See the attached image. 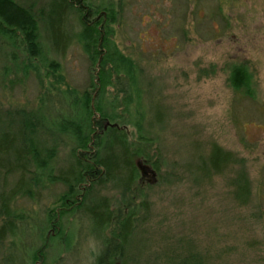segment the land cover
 Instances as JSON below:
<instances>
[{"label": "rangeland", "instance_id": "1", "mask_svg": "<svg viewBox=\"0 0 264 264\" xmlns=\"http://www.w3.org/2000/svg\"><path fill=\"white\" fill-rule=\"evenodd\" d=\"M47 1L18 3L42 9ZM90 1L96 7L111 6L116 13L106 29L111 28L108 43L137 68V91L130 96H141L145 132L154 140L146 148L147 157L134 159L140 179L131 192L108 185L95 193L108 197L120 217L142 200L149 203L138 229L146 251H135L132 258L145 264L147 253L158 252L162 258L196 253L207 264H264V0ZM67 24L78 38L83 31L78 14ZM40 36L44 62H31L21 48L0 39V128L11 120L26 124L49 104L54 106L46 112L50 119L73 115L66 107L69 89L73 99L91 89L93 103L100 97V68L91 66L75 38L64 55H56L43 26ZM48 61L60 65L63 85H56ZM241 67L246 69V86L235 90L234 68ZM115 72L112 68L100 102L119 118L126 96L120 94ZM91 82L97 84L95 89ZM123 129L135 138L130 124ZM35 134L32 139L37 138L40 147L56 149V173L66 168L73 144L69 137L43 130ZM214 146L231 154L233 161L220 173L200 172L203 163L209 164ZM3 179L0 175L1 187ZM9 179L12 189L15 179ZM65 190L64 185L45 182L32 189L34 199L20 197L13 204L25 223L18 237L0 243V264L27 261L26 255L38 246L46 210ZM81 216L65 219L74 232L68 243L48 250L47 264H96L101 241Z\"/></svg>", "mask_w": 264, "mask_h": 264}, {"label": "trees", "instance_id": "2", "mask_svg": "<svg viewBox=\"0 0 264 264\" xmlns=\"http://www.w3.org/2000/svg\"><path fill=\"white\" fill-rule=\"evenodd\" d=\"M46 3L39 9L34 7V3L26 7L19 4L18 0H0V39L4 38L13 48H21L31 62H44L46 57L40 36L41 26L56 55H64L75 38L88 55L91 66L100 68V97L93 103L91 89L84 92L81 98L73 99L74 91L69 89L67 94L70 97L66 99H70L66 107H71L73 115L50 119L46 112L53 105L49 104L40 107L32 117L34 120L25 121L26 124L11 120L6 127L0 128V175L4 177L3 186H0V243L18 237L19 229L25 223L24 215L18 214L13 204L20 197L34 199L32 189L48 182L51 185H64L66 190L46 210V221L38 228V246H33L26 255L27 261L21 264H47L48 250H55L56 243H68L71 239L74 230L65 226V219L75 218L76 215L87 219L92 227V235L101 241L96 264H136L132 258L133 253L137 251L139 255H144L147 247L139 239L138 229L147 218L141 212H148L149 203L142 200L138 207L132 206L128 213L120 217L114 213L108 197L103 198L95 193L108 185L131 192L140 179L134 159L137 156L147 157L146 148L153 145L154 140L147 138L144 128L146 117L141 107V96L136 95L137 99L130 96L131 92L137 91V68L123 54L110 48L108 42L111 28L108 31L106 29H109L116 16L111 6L96 7L90 5V0H49ZM74 13L78 14L83 29L78 38L67 27L69 17ZM47 66L52 71L56 85H63L60 65L48 61ZM112 68L116 71V82L122 86L120 94L126 96V109L119 118L112 108L108 109L106 104L100 102L102 94L109 87L111 79L108 75ZM234 70L233 87L242 90L246 86V69L241 67ZM123 78L127 80L126 83L121 82ZM96 85L91 82L90 87L95 89ZM94 110L100 119L94 118ZM21 114L24 118L25 113ZM107 122L111 126L106 128ZM128 124L135 130L133 139L123 129ZM13 126H17L18 131ZM42 130L53 136L64 133L73 142L71 161L58 173L52 164L56 158V149L40 147L38 139H32L37 131ZM232 161L231 154L214 146L209 164L203 163L200 172L220 173ZM159 167L157 165L156 169ZM9 178L15 179L11 182L12 189L8 187ZM240 192L245 199L247 192L242 187ZM164 256L162 258L158 252L150 256L147 253L145 264H207L205 258L196 253L185 256L168 253Z\"/></svg>", "mask_w": 264, "mask_h": 264}, {"label": "water", "instance_id": "3", "mask_svg": "<svg viewBox=\"0 0 264 264\" xmlns=\"http://www.w3.org/2000/svg\"><path fill=\"white\" fill-rule=\"evenodd\" d=\"M108 126H111L110 123H107V124H106V128H107ZM138 166H139L140 170L142 171V169H141V162H138ZM142 172H143V174L145 175V172H144V171H142Z\"/></svg>", "mask_w": 264, "mask_h": 264}]
</instances>
